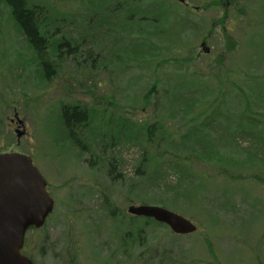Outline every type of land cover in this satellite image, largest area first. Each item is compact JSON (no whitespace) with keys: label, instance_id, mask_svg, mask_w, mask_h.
I'll return each mask as SVG.
<instances>
[{"label":"rangeland","instance_id":"374dc122","mask_svg":"<svg viewBox=\"0 0 264 264\" xmlns=\"http://www.w3.org/2000/svg\"><path fill=\"white\" fill-rule=\"evenodd\" d=\"M30 1L60 14L64 22L57 37L78 46L77 54L55 59L45 78L0 0V152L29 155L55 200L46 225L27 234L26 246L37 264H67L71 255L78 264H264V0H135L140 8L162 6L158 20L146 14L159 28L154 32L146 24L143 38L159 59L137 64L131 51L140 35L127 37L124 31L125 39L111 24L115 15L121 19L127 13L115 12L117 1ZM103 1L112 8L96 15L93 8ZM120 1L129 3L126 10L133 6V0ZM205 42L208 54L201 48ZM157 67L163 82L157 89L159 105L143 107ZM168 78L183 85L173 98L163 96L165 87L171 95ZM245 97L259 100L252 107L260 127L248 142L238 140L250 132L243 131L244 112L255 115L245 110ZM76 105L88 108L94 121L85 152L70 139L62 117L66 106ZM16 113L25 121L23 128ZM120 115L140 126L163 122L155 137L163 157L153 150L147 155L145 142L139 146L125 135L115 145L118 139L112 141L103 123L114 119L112 126ZM203 123L208 127L197 130ZM100 126L107 137L98 143L94 133ZM17 129L26 131L20 142ZM195 131L211 135L192 142L200 156L197 152L183 163L190 141L182 138ZM212 136L214 145L205 147ZM254 153L262 159L255 160ZM109 204L118 209L116 219ZM143 204H165L197 231L177 237L163 226H150L143 245L121 250L119 223L129 217L120 214Z\"/></svg>","mask_w":264,"mask_h":264},{"label":"trees","instance_id":"16d2710c","mask_svg":"<svg viewBox=\"0 0 264 264\" xmlns=\"http://www.w3.org/2000/svg\"><path fill=\"white\" fill-rule=\"evenodd\" d=\"M4 5H6L9 9H10V15L11 18L13 20V23L18 27V29L20 30V32L22 33V35L24 36V38L26 39V43L28 45V47L33 51V53L35 54L37 60L40 62V66L42 67L43 71H44V77L47 78V74H49V68L51 69V66H55V59H59L61 60L65 55L70 56V55H75L77 54L78 51V46L77 45H73L72 43H65L64 42V38H59L57 37V35L60 33V28H59V24H62L64 21L62 19L59 18L60 14H51L50 11H47L45 9V7H43L42 4L40 3H35L32 2L30 0H1ZM91 2V4H94L93 0H89ZM117 1V5L114 8L115 12L123 10V12L127 11L126 15L123 16L121 19L118 18V15H115L116 17V23L113 22L111 23L112 26H116L117 28H121L123 33L124 31L127 34V37H129L131 35V33H138L140 36L139 38H136L135 40H133V44H132V62L133 64H137L140 62H146L148 60L150 61H156L157 59H159L156 54L157 52H150L148 51V47L145 45V43L147 42V40L145 41L143 38L146 36V24H149L150 27L152 28V31L156 32V30L159 28V26L157 24H153L152 21L148 20V18L146 17V14L149 16L150 14H153L155 16H157V20L159 17H161V13H159V11L161 10L160 7L161 4L160 2H156V4L153 6L149 5V6H145L143 5L141 8L140 7H136V1L133 0L132 1V8L127 9L128 4H125L126 2L124 1V3H122V1L120 0H115ZM130 1V0H128ZM95 5V4H94ZM126 6V7H125ZM95 7V6H94ZM110 6H108V4L106 3V1H103V3H99V5L95 8H93V11L95 12V14H99L98 11L100 13H102L103 15L106 13L110 12ZM149 9H151V13H149ZM130 10V11H128ZM129 12L131 13H135V14H129ZM158 12V13H156ZM94 14V15H95ZM125 14V13H124ZM142 15V16H141ZM144 16V17H143ZM93 18L88 20V22H92ZM109 23V22H108ZM128 25V26H127ZM105 26V24L103 25ZM127 26V27H126ZM146 31V32H145ZM121 34V32H120ZM122 37L121 35L117 36ZM124 33L123 38L128 39ZM143 40V41H141ZM139 41H141V44L139 43ZM150 46H152V41L149 42ZM66 46L67 47V51L66 53L62 52V48ZM157 49L159 50L158 46ZM51 52V53H50ZM154 59V60H152ZM158 66V65H157ZM57 68V66H56ZM154 77H153V84H151L150 89L148 90V92L146 93V95L143 96L144 102H143V107H148L150 105H154L155 107H158L159 105V101H160V93H158L157 89L160 88V86L162 85V80L159 76V71H158V67L154 72ZM216 78L218 79L219 76H216ZM166 79V78H164ZM194 84L191 82V84L189 85V87L191 88ZM159 86V87H158ZM168 88L171 90V95H168V93L166 92L168 89L167 87H165L164 91V95L166 98H173L175 97L177 93V89L181 91V89L183 88L182 84H179L176 79L173 80L172 78H168V83H167ZM221 87V86H220ZM161 89V88H160ZM254 93V91H252ZM159 95V96H158ZM177 98L174 99V102ZM182 100H180L179 102H181ZM214 104L218 103V101H213ZM244 104H246L245 110L250 111L252 114L255 115H247L246 112L244 115V121L246 122L247 125H243L245 128H243V131H250V132H243L241 133L238 137L239 141H244V142H248V135L251 137L252 133L255 131H258V124L255 123L256 119L254 116L258 115V113H254L253 111V107L252 105H254L255 103H259V100H256V98L254 99H248V98H244L243 101ZM177 105V104H176ZM73 110V111H71ZM87 108L86 107H82L79 105L76 106H66L64 109V113H63V122L64 125L66 127V130L69 134L70 139L76 144V146H78L79 148H81L83 150V152L87 151L86 147L90 146L87 142L88 139V131L92 132V127L94 124V121H92L93 118H91V115L88 114L87 112ZM253 111V112H252ZM114 116H112L111 118H113ZM257 117V116H256ZM110 118V120H111ZM212 123L211 119L212 118H208ZM114 119L111 120L110 124L113 122ZM107 125L105 124V122L103 123L104 127H106L107 129H111L109 132L111 134V136L113 137V142L118 139L117 137H120V135H125L127 136L129 139L128 141L134 143L136 141V143L139 146H142V142H145L147 144V149H146V153L147 155L151 154V151L153 150L154 152H157L161 157H163V155H161L160 153V144L156 143V139L155 137L160 135V132L163 130L164 128V123L163 122H155V123H150L147 124L146 126H140L139 124L129 121L128 119H125L124 116L120 115L118 117V119L113 123V125H115V127H112L111 125ZM185 125V124H184ZM103 126H100L97 128V133H94V136H97V142L100 143L102 141V137L106 136L107 137V133L106 130L104 129ZM117 127H120L118 130H116ZM204 127H208L206 126V123H203L202 125H200V127H197V130L203 129ZM241 128V126L238 128H235L234 131L237 132L239 131V129ZM263 128V127H262ZM142 130H144V132L142 133ZM195 133V134H194ZM197 133H200V138L196 139L193 137V135H195V137H197ZM211 134L210 133H206L205 135H203V133H201L200 131H195V132H191V133H187L182 140H189L190 141V152L187 155L183 156V163L187 162L190 163L193 160V154H196L197 152L200 151V147L198 146L197 143H192L195 142L196 140L198 141H208V138ZM191 137V138H190ZM190 138V139H189ZM241 138V139H239ZM142 139V141H140ZM259 140H257L258 142ZM215 142V138L212 136L208 145H206L205 147L208 146H212L214 145ZM116 144H120L119 139L117 141H115L114 143ZM182 145H185L186 147V143H182ZM151 150V151H150ZM105 152V151H103ZM202 155H203V150H202ZM201 155L200 160H204L203 157ZM197 156H200V152L198 153ZM204 156V155H203ZM148 157V156H147ZM257 157L261 160L262 156L257 155L254 153V159L256 160ZM155 161L158 162L159 164L161 163V160H158L159 158L154 157ZM166 165H168V163H164ZM174 165V164H173ZM173 165L171 166L173 169ZM170 167V168H171ZM160 171L162 172L165 168V166L162 164L160 165ZM142 172L138 169L137 174L140 175ZM225 176V175H224ZM228 176V175H226ZM225 176V177H226ZM233 179H237L240 177L237 176H232ZM256 180V179H255ZM183 187H180V189H182ZM143 203V202H142ZM162 207L167 208V206L165 204H160ZM169 207V206H168ZM109 209V215L112 219H116V217H118V209L117 207H114L113 205L109 204L108 206ZM176 211V210H175ZM178 212V211H177ZM180 213V212H178ZM124 215H126V217H129V220L127 223H125L124 221H122L121 223H119L120 226H123L124 228V232L121 235V239L124 240L123 243L121 244L120 248L121 250H130V248H134L135 244L138 245H143V241L145 239V236H147V234H145L148 230L150 226H155V227H165L167 228V230L170 231V229L160 223L155 222L153 219H149V218H139V217H135V216H131L128 213H122L120 214V216L124 217ZM171 232V231H170ZM172 233V232H171ZM177 237H183V236H177ZM128 246H130V248H128ZM134 250V249H133ZM69 260H67V264H78L76 258L74 256H69Z\"/></svg>","mask_w":264,"mask_h":264},{"label":"water","instance_id":"95a60500","mask_svg":"<svg viewBox=\"0 0 264 264\" xmlns=\"http://www.w3.org/2000/svg\"><path fill=\"white\" fill-rule=\"evenodd\" d=\"M184 2L185 0H180ZM208 52L206 43L202 44ZM23 121H19L23 125ZM20 139L24 131H17ZM47 180L32 159L22 153L0 154V264H33L21 254L30 228L40 229L54 210ZM128 213L168 226L177 235L197 231L184 216L155 205L130 206Z\"/></svg>","mask_w":264,"mask_h":264},{"label":"flooded vegetation","instance_id":"af4514ba","mask_svg":"<svg viewBox=\"0 0 264 264\" xmlns=\"http://www.w3.org/2000/svg\"><path fill=\"white\" fill-rule=\"evenodd\" d=\"M71 111H73V110H71ZM87 112H88V110H87ZM63 113H64V110H62V116H63ZM30 248H28V247H24V249H23V251H22V254L24 255V256H27V257H29L31 260H32V262L34 263V264H37V262H36V259H34L33 257H32V254L30 253Z\"/></svg>","mask_w":264,"mask_h":264}]
</instances>
